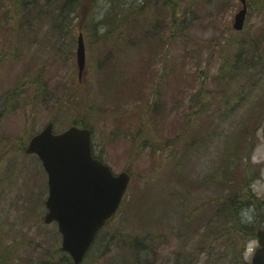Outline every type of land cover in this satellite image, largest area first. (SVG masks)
<instances>
[{"label":"rangeland","instance_id":"374dc122","mask_svg":"<svg viewBox=\"0 0 264 264\" xmlns=\"http://www.w3.org/2000/svg\"><path fill=\"white\" fill-rule=\"evenodd\" d=\"M122 1L127 7L141 0ZM175 1L179 36L166 27L170 15L162 2L152 0L150 15L120 28L107 16L111 0H94L92 11L70 14L68 31L55 46L54 38L47 41L46 22L37 34L17 30L10 41L14 56L5 47L2 20L8 2L0 0V254L9 251L4 264H72L60 249L56 223L43 222L46 173L23 149L48 122L60 132L76 120L91 128L93 154L114 173L130 174L115 219L81 264H135V250L147 244L155 249L145 264H250L254 251L248 257L244 251L256 240L238 225L264 224V106L256 102L264 99V0H247L239 32L232 30L238 0ZM78 26L86 49L79 79ZM239 44L255 45L260 57L258 85L249 101L236 105L239 88L223 93L219 74ZM191 94L201 101H192ZM224 197L232 198L235 228L216 211ZM245 209L253 210L251 223H241Z\"/></svg>","mask_w":264,"mask_h":264},{"label":"water","instance_id":"95a60500","mask_svg":"<svg viewBox=\"0 0 264 264\" xmlns=\"http://www.w3.org/2000/svg\"><path fill=\"white\" fill-rule=\"evenodd\" d=\"M235 14L233 27L240 30L246 15V0ZM76 63L81 74L85 66L82 34L78 35ZM49 122L34 135L25 151L36 153L48 175V212L45 221L55 219L62 233V249L79 263L97 229L111 220L126 189L129 174L117 175L99 159L92 157L90 130L70 126L55 134ZM261 245L255 251L252 264H264V228L257 231Z\"/></svg>","mask_w":264,"mask_h":264},{"label":"trees","instance_id":"16d2710c","mask_svg":"<svg viewBox=\"0 0 264 264\" xmlns=\"http://www.w3.org/2000/svg\"><path fill=\"white\" fill-rule=\"evenodd\" d=\"M7 6L4 9L2 20L5 22L4 29L6 32V46L12 49L11 53L15 56L16 51L11 46V39L13 38V34L20 29H25L33 34H37L42 28L44 23L48 25L46 31V38L49 42L50 39L54 38L52 46L57 44V40L64 36L68 31V26L72 21V17H70L71 13L80 12L84 9H89L92 11L94 9L93 1L94 0H7ZM152 0H141L140 2H134L132 4H128L127 7H124L125 1L122 0H111V5L108 9L107 16L111 17L114 23H118V27L121 28L122 22H128L129 20L138 21L139 17L150 15L146 12L147 4L151 3ZM158 4L162 2L163 6H168L165 8L167 12H169L170 20L167 21L168 27L173 35H180L183 33L182 27L178 25V20L175 18V13L177 11L178 2L175 0H157ZM162 6V5H160ZM148 10V7H147ZM112 14V16H110ZM1 15V12H0ZM1 23V22H0ZM3 28V25L1 26ZM112 29L108 27L106 29V34L108 35ZM30 33V34H31ZM154 34V31L153 33ZM148 37H144L141 41V45H144L147 39H151ZM185 35V34H184ZM36 37V36H34ZM158 43V41H157ZM142 47V46H140ZM258 48L253 44H239L237 49L230 59L227 61L225 67L220 69L219 77L222 76L224 81V87L222 88L223 93H227V89L236 85L237 88L240 89L238 93L234 97V102L239 103L241 96L245 98L247 93L246 91L257 85L256 82V69L258 67L260 55L257 54ZM239 83H237V82ZM17 82H23L19 79ZM156 91V90H155ZM13 93L9 94L12 97ZM198 96L201 95H190V99L192 101L200 102ZM198 97V99H197ZM243 101V98H242ZM262 105L264 106V99H260ZM160 103L158 99H156V105H154V110H157L158 104ZM226 105L222 104V113L226 109ZM74 124L78 126L84 125L81 121H74ZM195 137V136H194ZM174 143V142H173ZM171 144L170 146H174L177 144ZM160 148V144L158 145ZM161 150V149H160ZM232 198L224 197L222 202L216 205L217 213L222 212L223 217H227L228 221L233 224V221L230 215H232L233 209L232 206ZM233 228H235L233 224ZM246 225H238V229L242 232V230H251L249 233H243V235H250L249 237L254 236V228H248ZM147 248L143 249L140 252H137L135 257V264H145L139 263V261L146 259V254L150 252V250H154L155 248L152 245L149 246L147 244ZM8 250L2 251L0 257H5V254H8ZM151 264H156L152 261Z\"/></svg>","mask_w":264,"mask_h":264},{"label":"clouds","instance_id":"9594fccd","mask_svg":"<svg viewBox=\"0 0 264 264\" xmlns=\"http://www.w3.org/2000/svg\"><path fill=\"white\" fill-rule=\"evenodd\" d=\"M254 220V213L251 209H245L241 212V223H251ZM256 241H251L246 244L244 255L248 257L255 249Z\"/></svg>","mask_w":264,"mask_h":264}]
</instances>
